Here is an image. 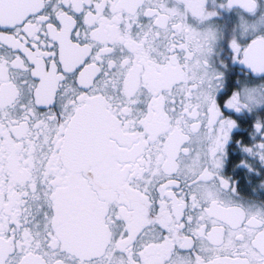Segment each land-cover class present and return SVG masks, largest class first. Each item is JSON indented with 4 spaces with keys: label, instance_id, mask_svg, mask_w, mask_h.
<instances>
[{
    "label": "snow or ice",
    "instance_id": "6c2138e0",
    "mask_svg": "<svg viewBox=\"0 0 264 264\" xmlns=\"http://www.w3.org/2000/svg\"><path fill=\"white\" fill-rule=\"evenodd\" d=\"M0 264H264V0H0Z\"/></svg>",
    "mask_w": 264,
    "mask_h": 264
}]
</instances>
